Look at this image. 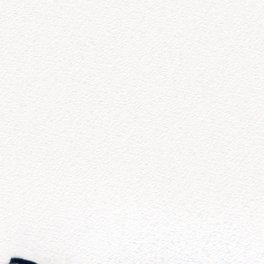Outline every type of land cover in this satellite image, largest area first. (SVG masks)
Returning <instances> with one entry per match:
<instances>
[{"label": "snow or ice", "instance_id": "snow-or-ice-1", "mask_svg": "<svg viewBox=\"0 0 264 264\" xmlns=\"http://www.w3.org/2000/svg\"><path fill=\"white\" fill-rule=\"evenodd\" d=\"M264 264V0H0V264Z\"/></svg>", "mask_w": 264, "mask_h": 264}, {"label": "water", "instance_id": "water-1", "mask_svg": "<svg viewBox=\"0 0 264 264\" xmlns=\"http://www.w3.org/2000/svg\"><path fill=\"white\" fill-rule=\"evenodd\" d=\"M20 263V264H35L34 261H30V260H22V259H17V258H13L11 261H10V264H14V263Z\"/></svg>", "mask_w": 264, "mask_h": 264}, {"label": "rangeland", "instance_id": "rangeland-1", "mask_svg": "<svg viewBox=\"0 0 264 264\" xmlns=\"http://www.w3.org/2000/svg\"><path fill=\"white\" fill-rule=\"evenodd\" d=\"M15 264H19V263H15Z\"/></svg>", "mask_w": 264, "mask_h": 264}]
</instances>
